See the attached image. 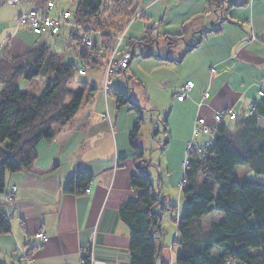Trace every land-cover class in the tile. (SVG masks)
<instances>
[{"label":"trees","instance_id":"1","mask_svg":"<svg viewBox=\"0 0 264 264\" xmlns=\"http://www.w3.org/2000/svg\"><path fill=\"white\" fill-rule=\"evenodd\" d=\"M46 1L32 9L41 8ZM106 2L102 8L103 0H78L69 20L72 24L69 39L76 45L75 64L63 62L45 45L34 46L20 57H12L6 46L0 48L3 88L0 92V196L4 193L6 174L31 169L37 158L38 143L53 140L65 130L85 97L93 96L96 91L85 82L79 83L77 91L69 88L71 78L78 73L79 62L85 64V70L103 68L115 37L137 12V0ZM206 3L213 9L214 19L199 34L193 35L194 42L179 57L170 58L168 53L162 56L153 50L158 47L159 37L152 35V27L145 28L142 39H129L126 46L124 42V48L131 51L132 58L134 48L139 46L144 58L181 62L198 46L202 36L220 31L222 19L218 13L221 10L243 6L246 1L206 0ZM112 14L117 17L116 23L114 19L111 21ZM185 32L186 27L182 35L161 37L168 52L180 40L186 43ZM85 37L92 39L91 46L83 44ZM21 78L26 81L43 78L42 93L34 96L20 90L17 82ZM110 93L109 90L108 96ZM112 94L117 107L130 103L128 94L119 90ZM131 109L136 112V123L128 134V144L135 158V173L129 184L141 193L135 200L121 203L118 209L120 220L129 230V264H168L162 255L166 246L162 244L160 229L161 211L167 200L160 197L147 171L151 163L144 158L138 144L143 118L138 106L132 105ZM224 119L227 118L212 129L208 148L201 153L187 151L183 176L186 183L180 188L184 206L175 217L179 250L174 264H264V183L234 174L237 166H245L254 174L264 176V95L259 96L245 115L234 119L233 130L223 123ZM161 122L165 139L159 148L164 149L169 133L166 120ZM91 180L89 173L78 169L65 180L62 192L81 194ZM212 213H220L222 219L205 229L201 218ZM9 219L10 214L0 210V236L10 231ZM214 248L220 252L213 254ZM252 249L261 252L251 254ZM27 253L31 255V251ZM19 263L22 264L20 260Z\"/></svg>","mask_w":264,"mask_h":264},{"label":"crops","instance_id":"2","mask_svg":"<svg viewBox=\"0 0 264 264\" xmlns=\"http://www.w3.org/2000/svg\"><path fill=\"white\" fill-rule=\"evenodd\" d=\"M42 1L25 0L28 8L24 10L21 6L23 9L18 14L39 7ZM245 1L243 6L222 10L225 15L219 16L222 19L220 31L205 34L198 46L189 51L190 54L196 52L192 65L196 72L194 79L199 71L207 68L209 71L211 65L217 70L216 76L209 74V81L197 83V91L195 82L190 79L174 85V94L186 82H191L193 88L185 100H174L166 121L171 141L164 150L172 148L168 151L171 167H167L166 172L176 170L177 180L171 176L173 186L181 178L179 163L187 157L188 143L207 139L202 134L192 135L194 121L202 118L204 126L213 129L217 125L214 119L217 112L230 109L234 113L232 105L238 103L249 111L264 87V0ZM136 6L139 16L127 27L125 46L129 39H142L146 27H152V35L159 37L160 43L161 37L182 35L185 27V37H193L214 19L213 9L206 0H137ZM62 11L68 10L55 7L53 2L50 13ZM20 29L31 32L26 28L15 29L12 25V33L0 42V48L6 46L13 57L34 46H46V40L41 37L57 38L66 32L69 38L72 24H65L57 36L31 32L42 40L34 43L23 40V35L18 37ZM124 83L126 79L121 84ZM222 89L225 94L226 91L234 93L237 98L219 106L215 101ZM205 90L211 94L208 100L202 99ZM99 92L104 99L108 98L102 89ZM82 108L57 137L38 143L37 158L31 169L6 174L0 210L10 214V231L0 236V264H20L19 247L31 251L32 264H79L84 247H88L95 259L106 264H129V230L120 220L118 209L121 203L135 200L141 193L129 184L135 173V158L128 144L134 122L119 128L110 100L106 105L94 102ZM103 114L109 118H102ZM170 119L178 123L177 128L170 125ZM182 166L185 170L184 164ZM78 169L92 176L87 186L89 192H85V188L77 195L63 193L65 180ZM156 183L153 181L154 186ZM157 185L161 194L160 182ZM216 219L218 221L219 217ZM37 232L47 236L39 248H36L38 241L34 236ZM167 262L174 264L175 260L171 257Z\"/></svg>","mask_w":264,"mask_h":264},{"label":"rangeland","instance_id":"3","mask_svg":"<svg viewBox=\"0 0 264 264\" xmlns=\"http://www.w3.org/2000/svg\"><path fill=\"white\" fill-rule=\"evenodd\" d=\"M20 1L21 3H18L16 5H9L6 3V0H1L0 42L6 36L12 33L11 26L13 25V21L16 15L18 14V12H20L23 9V8L21 9V6H24V10H27L28 8L26 3H24L25 0H20ZM106 1L107 0H103L102 8L106 7V3H107ZM53 2L55 3V7L68 10L72 15L73 12L75 11V7L78 0H53ZM222 15H225V11L221 10L218 13V16L221 17ZM110 17H112L111 21L114 19L116 23L117 17L114 16L113 14ZM209 23L211 24V22ZM124 28H122L121 31H123ZM78 34L79 35L81 34L80 29H78ZM20 35H23L24 38L23 40H27L31 43H34L39 39V36H36L29 31L27 32L24 29L19 30L18 37ZM41 38L46 40L45 44L46 47L49 49V51L56 53L60 58H62L63 62L74 63V64L77 63V59L75 57L76 45L72 40L68 38L66 32H63L57 38H50V37L49 38L41 37ZM180 41L182 42H179V44L171 48L169 52L167 50V45L164 41H160L159 46L153 48V50L154 51L158 50L162 56H165L168 53L170 58H177L184 52L185 49H187L188 45H191L194 42V38L187 36L186 43L183 42V40ZM140 52H141V48L139 46H136L134 48L133 59H131L132 61L129 62L130 64H128L129 67L127 66L128 68L125 69L126 71L124 73H118L113 76L112 84L110 86L112 91L107 99H104L103 95L99 92V89H102V84H103L102 82L103 69L101 67H91V68L87 67V70H85V75L83 76L75 72L73 77L71 78L69 88H71L74 91H77L80 82H85L90 86L94 87L96 91L93 93V96L90 97L86 96L81 106L83 108L85 106L89 107L92 106L94 102H98V104L106 105L107 100H110L111 103L114 105V115L118 117V121L120 125L119 128L125 127L131 124L132 122L136 123V112L132 110L131 107L132 105L138 106L140 115L143 118V122L140 128V137L138 140V144L143 150L144 158L147 161H150L151 163V167L148 168V172L150 174L151 179L155 181V183L160 182V191L162 192L160 194V197L165 196L167 200L166 206L163 207L161 211V220H160L161 241L162 244L166 246L165 252L163 254L167 260L171 257H173L175 260L179 250L178 246L176 245L178 239H176L175 217H178L180 215V212L184 206V198L182 196V193L180 192V188L178 187V185L183 179L184 168L182 164H184L185 157L179 163L181 170V174L179 176L181 178L177 183V185L173 186L171 183V176L172 179L177 178L176 170L173 171L170 170L168 171V174L166 172V168L171 167L168 158L170 152L168 153V151H171L172 148H170V150H168L167 152L166 150L159 148V144H162L165 139V134L162 131L163 126L161 121L162 120L167 121L174 100L178 101L175 97L176 93L174 94L173 91L174 85L176 83H178L179 81H186L190 79L195 82L194 83L195 90L197 91L198 88L197 83L200 84L203 81H209L211 79L210 76L211 77L216 76L217 70L213 65H211L209 71L208 68L199 71V73L196 74L197 77H195L194 79L193 73L195 71L192 65H194L196 60L195 57L196 52H193V54H190V52L187 53L181 62L161 61L155 57L144 58L141 56ZM22 55L23 54L15 57H20ZM212 68L216 71L214 75L210 74V70ZM124 79H126L127 83L121 84L122 80ZM17 85L20 90L34 96H39L42 93L45 86L43 78H35L30 81H26L23 78H21L17 82ZM2 89H3L2 84L0 83V92ZM115 90H119L121 92L128 94V96L130 97V103L123 105L121 107H117L116 101L112 94ZM207 91L210 94V91L209 90ZM173 94H174V99L172 97ZM218 96L219 99H217L215 103H218L219 106H222L225 103H230V102L232 103L237 98L234 93H229L226 91L225 94V89H222V91H220ZM232 109L235 113V119L237 117H241L245 115L248 112L246 111L245 108H243L242 103L232 105ZM227 110L229 109L223 111H227ZM105 119H107V117ZM223 123L230 130H233L235 127V120L224 119ZM170 125L173 126L174 128H177L178 123L174 121V119H170ZM170 134L166 146L171 141ZM174 134H176L175 131ZM171 145L173 144L171 143ZM173 172L174 174L172 175ZM234 174L237 177L244 176L246 178L264 183V176L254 174V172H252L250 169H248L245 166H237L234 170ZM169 207H173V210L172 211L169 210ZM218 217L219 220L222 219V215L220 213H212L203 216L201 218L202 225L204 226L205 229H208L210 224L216 221L217 220L216 218ZM37 233H35V235ZM44 242H42L41 246L43 245ZM37 245L36 248L41 247ZM218 252H220V249L218 248L213 249V254ZM260 252L261 250L258 249L250 250L251 254H257ZM83 260H84V264H86L87 262L89 263L91 259L90 257H86ZM98 261H102V260H98Z\"/></svg>","mask_w":264,"mask_h":264},{"label":"built area","instance_id":"4","mask_svg":"<svg viewBox=\"0 0 264 264\" xmlns=\"http://www.w3.org/2000/svg\"><path fill=\"white\" fill-rule=\"evenodd\" d=\"M20 0H6V3L9 5H15L19 3ZM53 8V0H47L45 4L39 8V9H32L27 12H22L18 16L15 17L13 21V26L15 29L19 28H26L33 32L36 35H48V36H57L62 27L70 23V17L71 13L70 11H62L57 14H51L50 11ZM139 16V13H136L128 22V24L125 26L124 30L121 31L116 37H115V43L113 46L112 51L107 55L105 59V64L103 69V84H102V91L104 93H108L110 90V86L112 84V79L115 74L123 72L129 62L132 59V53L130 50L124 48V42L126 39V30L128 25L137 17ZM71 24V23H70ZM92 39L89 37H85L83 39V44L86 46H91ZM78 73L80 75L85 74V64L83 62H79V69ZM216 71L212 68L210 70V74L214 75ZM193 84L191 82H186L183 84L179 89L176 91V99L178 101H183L187 98L188 93L192 90ZM264 95V87H261L259 91V96ZM210 97V94L207 90L202 92V99L208 100ZM109 118L107 114H103L102 118ZM226 117L228 120H234L235 114L232 112V110L227 111H221L217 112L214 115V119L216 123L222 121V119ZM212 129L206 128L204 126V120L202 118H198L194 121L193 127H192V135L197 136L199 134H202L204 136H207V139L202 141L201 143L198 142H189L187 145V151H196L197 153H201L204 149L208 148L211 144L210 137H211ZM186 164V160L184 161V166ZM186 183L185 179H182L179 183V188L182 187V185ZM85 192H89V188L86 187ZM36 239L38 240V245L41 246L42 242L46 240V235L42 232H38L35 235ZM20 250V262L22 264H32V257L31 255H28L26 251H24L21 247H19ZM86 257H90L89 264H106L104 261H98L97 259H94L92 256V253L89 251L88 247L82 249L81 255H80V261L79 264H84V260ZM82 259V260H81ZM117 264H128V263H117Z\"/></svg>","mask_w":264,"mask_h":264},{"label":"flooded vegetation","instance_id":"5","mask_svg":"<svg viewBox=\"0 0 264 264\" xmlns=\"http://www.w3.org/2000/svg\"><path fill=\"white\" fill-rule=\"evenodd\" d=\"M166 43V42H165ZM157 46H159V43L157 44ZM175 47V46H174Z\"/></svg>","mask_w":264,"mask_h":264}]
</instances>
